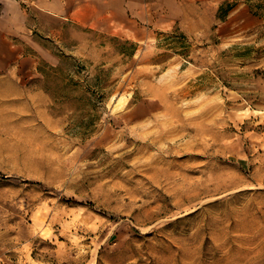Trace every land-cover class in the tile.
<instances>
[{"label": "rangeland", "instance_id": "1", "mask_svg": "<svg viewBox=\"0 0 264 264\" xmlns=\"http://www.w3.org/2000/svg\"><path fill=\"white\" fill-rule=\"evenodd\" d=\"M248 1L0 0V264H264Z\"/></svg>", "mask_w": 264, "mask_h": 264}, {"label": "trees", "instance_id": "2", "mask_svg": "<svg viewBox=\"0 0 264 264\" xmlns=\"http://www.w3.org/2000/svg\"><path fill=\"white\" fill-rule=\"evenodd\" d=\"M251 11L256 14L263 16V13L261 12L262 9H264V4L262 2L252 4L250 1H248ZM235 4L234 3H229L228 1L223 2L219 9H218V17L225 20L226 16L234 8Z\"/></svg>", "mask_w": 264, "mask_h": 264}]
</instances>
